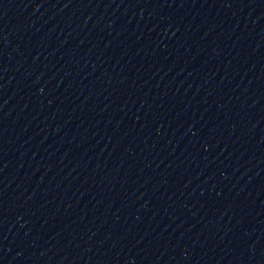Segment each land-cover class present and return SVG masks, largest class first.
I'll list each match as a JSON object with an SVG mask.
<instances>
[{"label":"water","instance_id":"1","mask_svg":"<svg viewBox=\"0 0 264 264\" xmlns=\"http://www.w3.org/2000/svg\"><path fill=\"white\" fill-rule=\"evenodd\" d=\"M0 264H264V0H0Z\"/></svg>","mask_w":264,"mask_h":264}]
</instances>
